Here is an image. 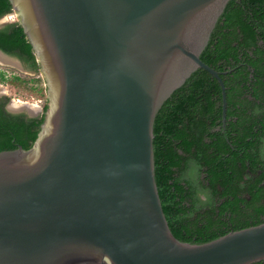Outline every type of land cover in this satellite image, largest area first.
<instances>
[{
    "label": "water",
    "instance_id": "obj_1",
    "mask_svg": "<svg viewBox=\"0 0 264 264\" xmlns=\"http://www.w3.org/2000/svg\"><path fill=\"white\" fill-rule=\"evenodd\" d=\"M230 1L10 0L48 108L30 149L0 152V264L264 261V223L178 240L156 182V117L199 69L226 119L201 55Z\"/></svg>",
    "mask_w": 264,
    "mask_h": 264
},
{
    "label": "trees",
    "instance_id": "obj_2",
    "mask_svg": "<svg viewBox=\"0 0 264 264\" xmlns=\"http://www.w3.org/2000/svg\"><path fill=\"white\" fill-rule=\"evenodd\" d=\"M14 12L10 0H0V19ZM264 42V0H231L220 18L211 40L201 59L215 70H224L219 63L228 61L236 50L233 46H256ZM0 50L21 60L27 68L41 73L33 47L20 22L6 24L0 29ZM237 59L236 57H233ZM5 73L0 71V81ZM15 80H20L18 77ZM224 81L226 76H223ZM226 88L227 83L225 82ZM227 90V95H229ZM220 83L204 69H199L177 89L159 111L154 126L155 174L162 207L174 236L186 243L202 244L218 239L230 232L257 226L264 221V209L253 215H244L241 205L253 207L240 199L242 172L237 171L238 156L246 151H235L222 133L212 134L207 120L221 117L217 102L222 103ZM229 102H230V98ZM9 98H0V152L12 151L18 147L30 149L45 121L48 108L43 115L28 117L25 114H11L5 111ZM199 118V119H198ZM219 137V145L214 138ZM210 142H207V140ZM246 142L244 140L243 144ZM237 142H235L236 144ZM243 144H237L241 150ZM246 148H249L247 146ZM246 150V149H245ZM227 154L230 160L223 158ZM199 165L198 185L187 177L190 162ZM245 166V162H243ZM204 175V177H203ZM250 182L249 192L253 205L263 197L254 193L259 187ZM210 193V202L200 204L196 199L197 188ZM216 198L223 202L217 206ZM217 210L219 212H217ZM237 215L228 219V214ZM216 216V217H215ZM232 224L231 226L229 224ZM264 264V261L254 263Z\"/></svg>",
    "mask_w": 264,
    "mask_h": 264
},
{
    "label": "flooded vegetation",
    "instance_id": "obj_3",
    "mask_svg": "<svg viewBox=\"0 0 264 264\" xmlns=\"http://www.w3.org/2000/svg\"><path fill=\"white\" fill-rule=\"evenodd\" d=\"M233 46L236 50L229 58V62L219 63V66L224 70H216L223 81V76H226L224 81V84L225 82L227 83L226 119L224 121V101L222 100V103L218 101L217 112L219 113V108L221 107V117L216 119L217 115L216 117L211 116V119L207 120V125L212 134L222 133L224 135L229 145L234 148V153H236L235 151L241 152L243 149L246 151L247 155L238 156L236 170L242 172L243 179V186L240 189L241 192H239L242 194L240 199H244L247 204L249 203L253 207L247 208L244 204L241 205L238 211H241L244 215H253V213L264 209V189L262 191L256 189L253 191L254 193L261 192L263 195L255 205H253V198L248 190L250 182L254 185L258 180H261V183L258 184L259 187H264V42L260 40L256 46L250 47L239 46L237 43H234ZM13 58L19 60L16 57ZM19 61L28 71L34 72L27 68L21 60ZM227 90H230L229 95H227ZM0 98L7 97L0 96ZM228 98H230V102ZM8 106L9 102L5 107V111L8 113L25 114L34 118V116L29 115L25 111L14 112ZM43 112L44 106L41 115H43ZM245 139L246 142L243 144ZM219 140V137L214 138V144L219 145ZM207 142H210L209 138ZM235 142L237 143L235 144ZM238 143L243 144V147L240 148L241 150L235 148ZM247 146L249 148H246ZM230 155L227 154L223 160L225 162L226 159L230 160L233 157ZM243 162H245V166ZM216 202H218L217 206H220L223 200L220 199L219 201L216 198ZM217 212L219 211L217 210ZM237 216L238 214L232 215L230 213L228 214V219L230 220V218H236ZM261 219L264 221V215L261 216ZM229 225L231 226L232 224L230 223Z\"/></svg>",
    "mask_w": 264,
    "mask_h": 264
},
{
    "label": "rangeland",
    "instance_id": "obj_4",
    "mask_svg": "<svg viewBox=\"0 0 264 264\" xmlns=\"http://www.w3.org/2000/svg\"><path fill=\"white\" fill-rule=\"evenodd\" d=\"M15 22H19L15 12L0 19V25ZM9 62V64L0 62V71L5 73V79L0 81V95L9 98V108L17 104L33 106L38 109L36 112H31L29 109L11 110L17 113L25 111L34 117L40 116L48 99L46 81L43 75L28 71L15 60ZM15 77L20 80H15Z\"/></svg>",
    "mask_w": 264,
    "mask_h": 264
},
{
    "label": "clouds",
    "instance_id": "obj_5",
    "mask_svg": "<svg viewBox=\"0 0 264 264\" xmlns=\"http://www.w3.org/2000/svg\"><path fill=\"white\" fill-rule=\"evenodd\" d=\"M187 177L193 180V183L198 185L199 182V165L195 161L190 162V167L187 172ZM196 199L200 204L210 202V193L206 189L197 188Z\"/></svg>",
    "mask_w": 264,
    "mask_h": 264
},
{
    "label": "bare ground",
    "instance_id": "obj_6",
    "mask_svg": "<svg viewBox=\"0 0 264 264\" xmlns=\"http://www.w3.org/2000/svg\"><path fill=\"white\" fill-rule=\"evenodd\" d=\"M0 62L2 63H6V64H9L10 62L7 61L5 58H3L1 55H0ZM15 106V107H14ZM14 106H10L11 109H14V110H21V109H29L31 112H36L38 109L33 107V106H26V105H17V104H14Z\"/></svg>",
    "mask_w": 264,
    "mask_h": 264
}]
</instances>
